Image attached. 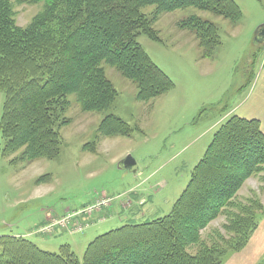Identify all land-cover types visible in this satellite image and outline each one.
Returning a JSON list of instances; mask_svg holds the SVG:
<instances>
[{"label":"rangeland","instance_id":"374dc122","mask_svg":"<svg viewBox=\"0 0 264 264\" xmlns=\"http://www.w3.org/2000/svg\"><path fill=\"white\" fill-rule=\"evenodd\" d=\"M234 1L242 11L237 23L189 7L160 16L154 25L160 41L137 38L173 82L163 96L140 102L137 85L106 64V76L117 91L109 109L84 112L75 94L69 95V107L56 115L62 145L55 159L13 164L22 151L5 158L0 132V236L24 237L51 253L70 244L83 257L88 244L103 234L168 216L215 133L230 118L258 120L264 132V42L258 38L264 0ZM12 4L20 28L45 8L44 2L29 0ZM155 10L143 9L149 18ZM192 16L219 29L221 45L212 58H203L196 33L182 26ZM4 102L0 91V121ZM109 115L127 124L131 135L102 136L100 126ZM128 156L137 163L135 174L119 169ZM43 176L48 178L38 183ZM250 199L259 202L257 225L245 246L227 253L222 264H264L262 175L246 181L237 204ZM226 221L225 216L213 221L202 238L210 241L219 231L229 238L223 230Z\"/></svg>","mask_w":264,"mask_h":264},{"label":"trees","instance_id":"16d2710c","mask_svg":"<svg viewBox=\"0 0 264 264\" xmlns=\"http://www.w3.org/2000/svg\"><path fill=\"white\" fill-rule=\"evenodd\" d=\"M29 2H44V11L20 28L12 0H0V91L5 93L0 132L5 158L22 151L13 164L59 156L56 115L69 107V95L75 94L84 112L110 108L117 91L105 64L137 85L140 102L170 91L173 82L137 40L146 35L160 41L154 25L163 14L195 7L233 23L242 19L234 0ZM150 6L156 9L151 18L143 11ZM182 23L196 33L203 58H212L221 45L217 25L196 16ZM100 132L104 137L130 136L132 129L109 115ZM258 175L264 183L260 121L234 116L215 133L168 216L103 234L88 244L83 257L70 244L51 253L24 237L0 236V264H222L227 253L245 246L257 225L259 202L250 199L241 205L237 197L246 181ZM221 216L227 218L223 230L229 238L219 231L216 238L203 239V230Z\"/></svg>","mask_w":264,"mask_h":264},{"label":"water","instance_id":"95a60500","mask_svg":"<svg viewBox=\"0 0 264 264\" xmlns=\"http://www.w3.org/2000/svg\"><path fill=\"white\" fill-rule=\"evenodd\" d=\"M258 35L260 41L264 42V25L260 27ZM119 169L130 171L135 174L137 173L138 167L135 159L132 156H128L120 162Z\"/></svg>","mask_w":264,"mask_h":264}]
</instances>
